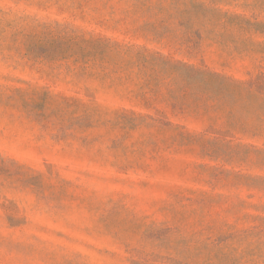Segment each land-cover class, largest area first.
<instances>
[{"label": "rangeland", "instance_id": "1", "mask_svg": "<svg viewBox=\"0 0 264 264\" xmlns=\"http://www.w3.org/2000/svg\"><path fill=\"white\" fill-rule=\"evenodd\" d=\"M155 53L254 80L264 0H0V264H264L263 92Z\"/></svg>", "mask_w": 264, "mask_h": 264}, {"label": "trees", "instance_id": "2", "mask_svg": "<svg viewBox=\"0 0 264 264\" xmlns=\"http://www.w3.org/2000/svg\"><path fill=\"white\" fill-rule=\"evenodd\" d=\"M197 6L199 8H201V10H203L205 13H207V12L208 13H210V12L215 13L216 12V11H213V9L205 8L203 6V4H199ZM222 16H226V15L224 14ZM231 18L236 19V17H231ZM183 21H185V22L180 24V26H185L187 29L188 35H194L197 39L196 41H192V40H190L191 38H188L184 41V43L190 44L188 46L189 52H187V58L190 59L193 57L192 54L196 53V52H193L194 50L199 51V46H200L199 41H201V31H200V29L195 30L192 27L193 26L192 22L189 21L188 19H186V20L183 19ZM48 28H49L48 26H44L45 30H48ZM82 42H84L88 45L90 44V42H92L93 44H91V45L93 46V48L94 47L95 48H98V47L103 48L100 41L86 40V41H82ZM155 54L157 56V59H155L153 57H151V58L145 57V58H142V60L145 63H155V60H157L163 65L171 64L172 69L182 67L191 75L201 76L206 82L212 81L213 83L215 82V83L220 84L222 86H226L227 89H230L231 87H242L246 90V95H250L251 89H253L254 91H256L259 94H261L263 92V96H264V75H262V74L256 76L254 80H238V79L233 78L232 76H228L226 74H220L216 71H213V70L207 68L204 65L203 59L200 60V65H196V64H192V63H188V62L174 60L170 56H166V55H163L160 53H155Z\"/></svg>", "mask_w": 264, "mask_h": 264}]
</instances>
